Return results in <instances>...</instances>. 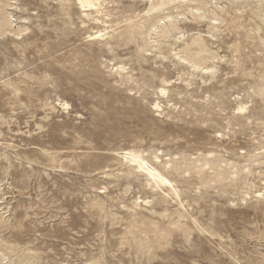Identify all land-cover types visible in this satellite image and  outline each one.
<instances>
[{"label": "rangeland", "instance_id": "1", "mask_svg": "<svg viewBox=\"0 0 264 264\" xmlns=\"http://www.w3.org/2000/svg\"><path fill=\"white\" fill-rule=\"evenodd\" d=\"M198 1L0 0V264H264V0Z\"/></svg>", "mask_w": 264, "mask_h": 264}, {"label": "bare ground", "instance_id": "2", "mask_svg": "<svg viewBox=\"0 0 264 264\" xmlns=\"http://www.w3.org/2000/svg\"><path fill=\"white\" fill-rule=\"evenodd\" d=\"M95 1H97V0H79V2L81 3V5L83 6V7H91V6H93L94 5V3H95ZM99 1H101V0H99ZM161 1H163V0H161ZM166 1V0H165ZM172 1V0H171ZM182 1V0H181ZM192 1V0H191ZM200 1V0H199ZM198 1V2H199ZM150 2V1H149ZM151 2H153V1H151ZM154 2H155V0H154ZM97 3V2H96ZM164 3V2H163ZM183 3V2H182ZM148 4H150V3H148ZM79 5V4H78ZM98 5V4H97ZM154 5V4H153ZM152 5V6H153ZM158 6H159V4H157ZM161 5V4H160ZM164 5V4H163ZM179 5V4H178ZM162 6V5H161ZM167 6H169V5H167ZM97 7H99V6H97ZM96 7V8H97ZM149 7H151V6H149ZM94 8V7H93ZM92 8V9H93ZM95 8V9H96ZM161 8V7H160ZM178 8V7H177ZM173 9H174V7H173ZM91 10V9H90ZM152 10V9H151ZM96 11V10H95ZM98 11V10H97ZM82 12H84V10L82 11ZM92 12V11H91ZM88 15V14H87ZM86 16V15H85ZM236 16V15H235ZM237 16H239V15H237ZM87 17V16H86ZM103 24V23H102ZM233 27V26H232ZM131 33V32H130ZM226 39V38H225ZM195 55V54H194ZM194 57V56H193ZM191 60H192V58H191ZM131 159H132V161H134V162H136L138 165H141V164H145V162L144 161H141V159L138 157V156H134V155H131ZM147 173L148 174H150V176H157V177H159L160 179H161V177H160V175H158V173L154 170V168H148L147 169ZM161 180H163V179H161ZM166 181V180H165ZM167 182V181H166Z\"/></svg>", "mask_w": 264, "mask_h": 264}]
</instances>
